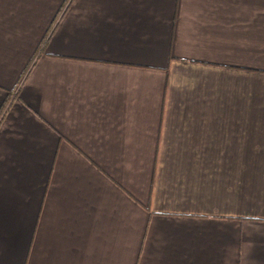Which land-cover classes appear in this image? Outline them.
Wrapping results in <instances>:
<instances>
[{"label":"crops","instance_id":"crops-1","mask_svg":"<svg viewBox=\"0 0 264 264\" xmlns=\"http://www.w3.org/2000/svg\"><path fill=\"white\" fill-rule=\"evenodd\" d=\"M4 103L0 264H264V0H0Z\"/></svg>","mask_w":264,"mask_h":264},{"label":"trees","instance_id":"trees-1","mask_svg":"<svg viewBox=\"0 0 264 264\" xmlns=\"http://www.w3.org/2000/svg\"><path fill=\"white\" fill-rule=\"evenodd\" d=\"M54 22H55V21H54ZM52 26H53V25H52ZM44 42H45V38L42 39L41 44H43ZM6 103H7V101H6ZM6 103H4V104L2 105V108H1V111H0V118L2 117L4 111L6 110V106H5Z\"/></svg>","mask_w":264,"mask_h":264}]
</instances>
